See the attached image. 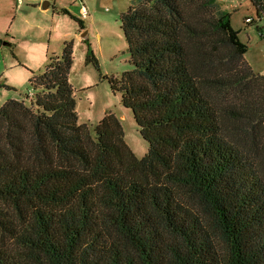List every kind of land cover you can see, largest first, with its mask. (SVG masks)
Listing matches in <instances>:
<instances>
[{
    "label": "trees",
    "instance_id": "trees-1",
    "mask_svg": "<svg viewBox=\"0 0 264 264\" xmlns=\"http://www.w3.org/2000/svg\"><path fill=\"white\" fill-rule=\"evenodd\" d=\"M216 2L120 16L132 69L110 83L141 158L115 114L79 122L73 42L0 106V264H264V75Z\"/></svg>",
    "mask_w": 264,
    "mask_h": 264
},
{
    "label": "rangeland",
    "instance_id": "rangeland-1",
    "mask_svg": "<svg viewBox=\"0 0 264 264\" xmlns=\"http://www.w3.org/2000/svg\"><path fill=\"white\" fill-rule=\"evenodd\" d=\"M88 16L84 29L72 15L81 18L76 0H0V106L8 99H22L35 93L30 81L41 74L52 55H60L66 41L73 42L70 81L75 89L80 123H87L93 134L100 120L115 114L121 121L125 140L139 157L149 149L140 134L133 110L121 102L111 87V77H122L132 69L128 43L120 16L131 0H85ZM48 4V8L44 5ZM218 8L232 13V25L248 45L246 60L264 75V20H259L251 0H217ZM252 17L253 21L246 19ZM255 20V22H254ZM254 22V23H253ZM87 29L84 41L81 33ZM89 48L100 67L86 62Z\"/></svg>",
    "mask_w": 264,
    "mask_h": 264
},
{
    "label": "built area",
    "instance_id": "built-area-1",
    "mask_svg": "<svg viewBox=\"0 0 264 264\" xmlns=\"http://www.w3.org/2000/svg\"><path fill=\"white\" fill-rule=\"evenodd\" d=\"M26 1L28 0H17L18 2V5H22L24 4ZM222 1H225V0H222ZM77 4L80 5V15H81V20H84L85 18H87L88 16V10H87V7H86V3H85V0H76ZM252 20V17H248L246 19L247 22H251Z\"/></svg>",
    "mask_w": 264,
    "mask_h": 264
},
{
    "label": "water",
    "instance_id": "water-1",
    "mask_svg": "<svg viewBox=\"0 0 264 264\" xmlns=\"http://www.w3.org/2000/svg\"><path fill=\"white\" fill-rule=\"evenodd\" d=\"M45 8H48V4L44 5ZM89 34H88V30L85 29L82 33H81V38L83 40H86L88 38Z\"/></svg>",
    "mask_w": 264,
    "mask_h": 264
}]
</instances>
